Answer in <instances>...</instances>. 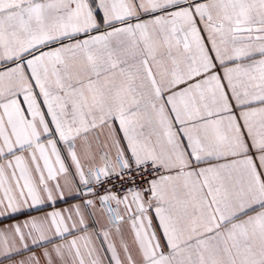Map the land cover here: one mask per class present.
<instances>
[{"label": "snow or ice", "instance_id": "1", "mask_svg": "<svg viewBox=\"0 0 264 264\" xmlns=\"http://www.w3.org/2000/svg\"><path fill=\"white\" fill-rule=\"evenodd\" d=\"M5 219L0 264H264V0H0Z\"/></svg>", "mask_w": 264, "mask_h": 264}, {"label": "crops", "instance_id": "2", "mask_svg": "<svg viewBox=\"0 0 264 264\" xmlns=\"http://www.w3.org/2000/svg\"><path fill=\"white\" fill-rule=\"evenodd\" d=\"M59 207H66L67 205H63V204H61V205H58ZM34 215L35 214H37V213H33ZM22 218V217H21ZM11 223H14V221H12V220H7V219H5V220H3L2 222H0V227H3V226H5V225H7V224H11ZM5 264H7V262H5Z\"/></svg>", "mask_w": 264, "mask_h": 264}]
</instances>
